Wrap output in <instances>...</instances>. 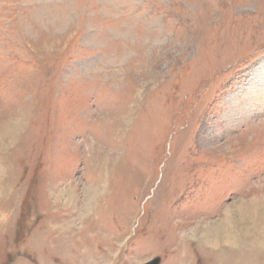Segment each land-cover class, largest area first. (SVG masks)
<instances>
[{"label": "rangeland", "instance_id": "rangeland-1", "mask_svg": "<svg viewBox=\"0 0 264 264\" xmlns=\"http://www.w3.org/2000/svg\"><path fill=\"white\" fill-rule=\"evenodd\" d=\"M264 264V0H0V264Z\"/></svg>", "mask_w": 264, "mask_h": 264}, {"label": "water", "instance_id": "water-1", "mask_svg": "<svg viewBox=\"0 0 264 264\" xmlns=\"http://www.w3.org/2000/svg\"><path fill=\"white\" fill-rule=\"evenodd\" d=\"M161 258L160 257H155L151 261H149L147 264H160Z\"/></svg>", "mask_w": 264, "mask_h": 264}]
</instances>
